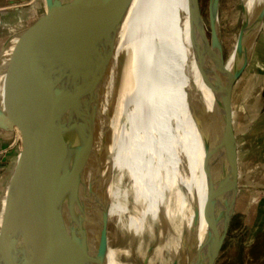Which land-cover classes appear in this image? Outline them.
<instances>
[{
    "label": "bare ground",
    "instance_id": "6f19581e",
    "mask_svg": "<svg viewBox=\"0 0 264 264\" xmlns=\"http://www.w3.org/2000/svg\"><path fill=\"white\" fill-rule=\"evenodd\" d=\"M32 1L23 0L21 4ZM189 3V11L183 16L176 0H126L63 68L64 77L70 82L63 88L69 94L71 91L73 99L68 102L64 95L61 108L76 123L88 165L91 160L84 105L90 101L93 110L103 109L111 88L112 101L106 107L108 131L103 134L96 127L103 165L119 170L121 158L129 155L127 163L132 162L129 167L138 166L137 172L128 178V195L119 207L116 187L105 188L106 219L116 217L125 236L122 247H108L107 264H121L120 256H124L125 264H197L201 243H209L222 224V218L207 198V177L201 183L194 165L206 113L202 82H208L209 63L210 87L205 91L211 109L209 154L221 159L225 152L217 142V119L222 66L227 63L231 82L245 58L235 69L240 59H235L234 47L232 55L223 63L220 61L218 0L211 1L213 37L209 46L200 8H196L194 0ZM260 3L261 0H245L248 19L256 15ZM46 6L44 0L43 12ZM191 13L196 17L198 34L191 23ZM23 28L20 25L14 32ZM135 40L131 51L123 47L133 45ZM166 80L168 88L164 86ZM46 100H39L43 112H47ZM130 103L131 111L127 108ZM122 116L127 122L115 130ZM15 132L21 138L19 128ZM235 142L231 160L216 174L215 189L221 192H231L235 187L237 137ZM22 194H28L29 198L15 206L13 215L25 218L36 212L37 219L15 231L16 242L10 244V258L17 259L28 248L31 258L20 264H30L36 257V248L44 247L49 251L47 261L60 264L53 212L30 186Z\"/></svg>",
    "mask_w": 264,
    "mask_h": 264
},
{
    "label": "water",
    "instance_id": "95a60500",
    "mask_svg": "<svg viewBox=\"0 0 264 264\" xmlns=\"http://www.w3.org/2000/svg\"><path fill=\"white\" fill-rule=\"evenodd\" d=\"M125 1L46 0L45 12L34 23L9 37L0 48V78L5 77L4 95L0 99V128L14 132L17 127L21 132L16 163L0 193V264H20L31 258L28 248L17 259L10 258V244L16 242L15 231L37 219L36 212L25 218L13 215L15 206L29 198L28 194H22L26 186H30L53 212L60 264H107L106 169L94 110L90 101L84 105L91 160L88 165L76 123L61 108L64 95L68 102L73 99L71 91L69 94L63 88L70 83L64 77L63 68ZM194 2L198 9V1ZM243 12L235 59L245 58V64L263 24L264 0L252 19H248L244 4ZM222 73L218 87L217 142L225 154L221 159L209 154L206 168L207 198L222 218V224L209 243H201L196 255L197 264H213L238 189L237 156L234 157L235 187L231 192L215 189L216 174L231 160L237 137L229 110L230 89L236 78L229 82L230 71L225 62ZM77 97L84 102L82 97ZM41 98H47V112L41 110ZM36 253L30 264H52L46 259L48 248H36Z\"/></svg>",
    "mask_w": 264,
    "mask_h": 264
},
{
    "label": "rangeland",
    "instance_id": "374dc122",
    "mask_svg": "<svg viewBox=\"0 0 264 264\" xmlns=\"http://www.w3.org/2000/svg\"><path fill=\"white\" fill-rule=\"evenodd\" d=\"M176 1L184 16L189 11V0ZM197 1L203 18L201 25L205 30L209 46L210 40L213 37L211 20L212 0ZM21 3L22 0H0V47L3 42L15 34L14 31L18 26L21 25L26 28L34 23L39 14L44 11V0H33L25 4ZM243 3H245V0H218L216 14L218 17L217 32L219 45L222 49L220 61L221 59L225 61L232 55L237 43L244 19ZM191 23L198 34L197 29L199 26L196 22V17L192 13ZM134 44H136V40L133 45L129 46L125 44L123 47L125 46V48L131 51ZM201 46L207 55V49H205L203 40L201 41ZM239 62H241V59L235 63V69L238 68ZM207 67L208 82H202L206 107L205 122L194 153V165L201 183L204 182L206 177L210 145L211 109L205 93L210 87L209 63ZM4 79L5 77L0 78V95L2 97L4 95ZM167 81H165L166 84L164 82L166 88L169 87ZM113 93V90L109 88L103 105L105 109L103 107L101 110L93 111L96 127L102 129L103 134L108 131L107 120L109 118V109L106 107L111 103ZM229 99L233 131L238 139V189L235 195L231 218L225 235L215 253L213 264H264V17L263 24L253 40L248 60L232 84ZM127 108L131 111L132 104H128ZM124 122L127 121L122 116L118 120L115 130L120 128ZM13 139H16V147H21V138L18 137L17 132H14ZM127 157L129 155H124L121 158L119 170L113 168L111 165H106L105 168V188L109 190L111 187H116L115 191H117L119 196L116 199V201L118 200L117 207L127 198L128 178L131 173L132 175L136 173V167L138 168L137 165L129 167V165H132V162L128 161L127 163ZM125 176L126 178H124ZM214 213L215 210L203 228ZM106 233L108 245L111 248L117 249L122 247L125 242V236H123L121 228L117 226L116 217L106 219ZM119 259L121 264L126 263L124 256H120Z\"/></svg>",
    "mask_w": 264,
    "mask_h": 264
},
{
    "label": "crops",
    "instance_id": "0c3cea01",
    "mask_svg": "<svg viewBox=\"0 0 264 264\" xmlns=\"http://www.w3.org/2000/svg\"><path fill=\"white\" fill-rule=\"evenodd\" d=\"M14 132H6L0 128V193L13 171L19 150L21 148L16 147V139H13ZM237 161L239 168V149L237 154Z\"/></svg>",
    "mask_w": 264,
    "mask_h": 264
}]
</instances>
